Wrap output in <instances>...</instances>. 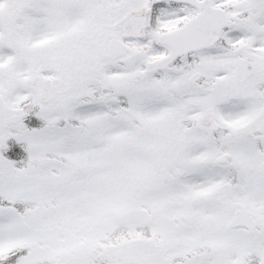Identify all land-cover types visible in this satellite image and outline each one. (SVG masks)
Segmentation results:
<instances>
[{
	"label": "snow or ice",
	"instance_id": "obj_1",
	"mask_svg": "<svg viewBox=\"0 0 264 264\" xmlns=\"http://www.w3.org/2000/svg\"><path fill=\"white\" fill-rule=\"evenodd\" d=\"M0 264H264V0H0Z\"/></svg>",
	"mask_w": 264,
	"mask_h": 264
}]
</instances>
